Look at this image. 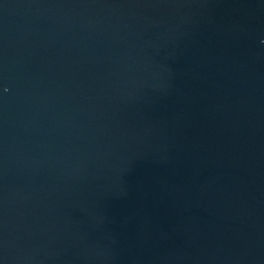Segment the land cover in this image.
Segmentation results:
<instances>
[{"label": "water", "instance_id": "1", "mask_svg": "<svg viewBox=\"0 0 264 264\" xmlns=\"http://www.w3.org/2000/svg\"><path fill=\"white\" fill-rule=\"evenodd\" d=\"M0 264H264V0H0Z\"/></svg>", "mask_w": 264, "mask_h": 264}]
</instances>
